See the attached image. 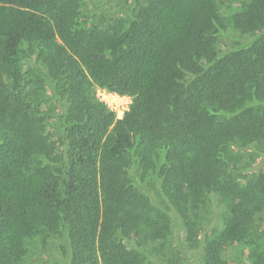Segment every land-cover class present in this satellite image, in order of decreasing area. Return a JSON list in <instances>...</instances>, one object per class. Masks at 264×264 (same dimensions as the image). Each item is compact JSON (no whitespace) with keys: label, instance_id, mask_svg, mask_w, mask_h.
Instances as JSON below:
<instances>
[{"label":"trees","instance_id":"trees-1","mask_svg":"<svg viewBox=\"0 0 264 264\" xmlns=\"http://www.w3.org/2000/svg\"><path fill=\"white\" fill-rule=\"evenodd\" d=\"M172 238L264 264V0H0V264H176Z\"/></svg>","mask_w":264,"mask_h":264},{"label":"rangeland","instance_id":"rangeland-1","mask_svg":"<svg viewBox=\"0 0 264 264\" xmlns=\"http://www.w3.org/2000/svg\"><path fill=\"white\" fill-rule=\"evenodd\" d=\"M95 1V0H93ZM90 9H94V6L90 4ZM97 94H99V98L104 101L114 112H116L117 116L121 118L124 115V112L129 109V106L132 102L131 97L128 96H121L116 92L110 91L105 88L98 87ZM119 114V115H118ZM253 154L252 152L248 151L247 153L242 154L248 160ZM252 172L246 171L243 173V177L251 175ZM172 246L169 251L170 258L175 261V263H186L185 257L186 255L191 253L189 247H180L178 246L177 242L174 238H172ZM176 244V245H175ZM192 254V253H191ZM190 254V255H191ZM45 257H48L45 255ZM46 260V259H45Z\"/></svg>","mask_w":264,"mask_h":264},{"label":"built area","instance_id":"built-area-1","mask_svg":"<svg viewBox=\"0 0 264 264\" xmlns=\"http://www.w3.org/2000/svg\"><path fill=\"white\" fill-rule=\"evenodd\" d=\"M97 95H98V97H99V94H97ZM121 96H122V95H121ZM128 97H129V96H128ZM125 112H126V111H125ZM125 112H124V113H125ZM115 113H116V112H115ZM122 117H123V116H122ZM122 117H121V118H122Z\"/></svg>","mask_w":264,"mask_h":264},{"label":"clouds","instance_id":"clouds-1","mask_svg":"<svg viewBox=\"0 0 264 264\" xmlns=\"http://www.w3.org/2000/svg\"><path fill=\"white\" fill-rule=\"evenodd\" d=\"M119 115V114H118Z\"/></svg>","mask_w":264,"mask_h":264}]
</instances>
